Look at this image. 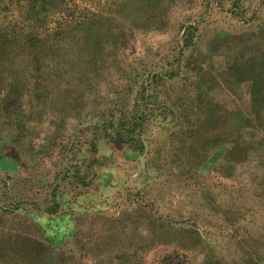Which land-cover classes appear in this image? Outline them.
<instances>
[{
	"label": "rangeland",
	"instance_id": "374dc122",
	"mask_svg": "<svg viewBox=\"0 0 264 264\" xmlns=\"http://www.w3.org/2000/svg\"><path fill=\"white\" fill-rule=\"evenodd\" d=\"M0 264H264V0H0Z\"/></svg>",
	"mask_w": 264,
	"mask_h": 264
}]
</instances>
